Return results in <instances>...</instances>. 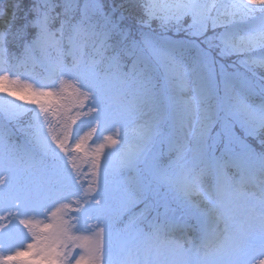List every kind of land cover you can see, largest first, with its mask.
Masks as SVG:
<instances>
[{
  "label": "snow or ice",
  "instance_id": "obj_1",
  "mask_svg": "<svg viewBox=\"0 0 264 264\" xmlns=\"http://www.w3.org/2000/svg\"><path fill=\"white\" fill-rule=\"evenodd\" d=\"M0 264H264V0H7Z\"/></svg>",
  "mask_w": 264,
  "mask_h": 264
},
{
  "label": "water",
  "instance_id": "obj_2",
  "mask_svg": "<svg viewBox=\"0 0 264 264\" xmlns=\"http://www.w3.org/2000/svg\"><path fill=\"white\" fill-rule=\"evenodd\" d=\"M6 2H7V0H0V5L4 4Z\"/></svg>",
  "mask_w": 264,
  "mask_h": 264
},
{
  "label": "rangeland",
  "instance_id": "obj_3",
  "mask_svg": "<svg viewBox=\"0 0 264 264\" xmlns=\"http://www.w3.org/2000/svg\"><path fill=\"white\" fill-rule=\"evenodd\" d=\"M4 4H5V3H4ZM4 4L0 5V8H2ZM107 134H109V133H106V135H107Z\"/></svg>",
  "mask_w": 264,
  "mask_h": 264
}]
</instances>
